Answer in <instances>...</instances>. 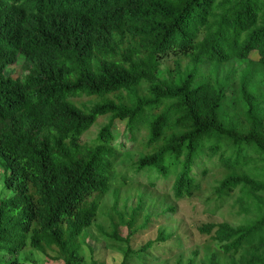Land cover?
I'll return each mask as SVG.
<instances>
[{
    "label": "trees",
    "instance_id": "trees-1",
    "mask_svg": "<svg viewBox=\"0 0 264 264\" xmlns=\"http://www.w3.org/2000/svg\"><path fill=\"white\" fill-rule=\"evenodd\" d=\"M215 160L213 196L243 224L201 227L204 260L264 264V0H0V264L27 249L83 264L94 227L123 264L147 259L173 236L131 249L152 218L120 210L127 175L178 202Z\"/></svg>",
    "mask_w": 264,
    "mask_h": 264
},
{
    "label": "rangeland",
    "instance_id": "rangeland-1",
    "mask_svg": "<svg viewBox=\"0 0 264 264\" xmlns=\"http://www.w3.org/2000/svg\"><path fill=\"white\" fill-rule=\"evenodd\" d=\"M16 72L15 69H10L7 74L14 76ZM239 73L237 72V75ZM107 122V119L100 120L84 136V142H94ZM118 150L122 154L133 151V162H136L138 152L132 149V145L129 142H127L126 147L123 149L118 148ZM218 166L219 162L217 160L213 164H209L206 170L210 172L205 177L202 176L203 169L197 167L195 174L198 175L199 181H202L201 194L193 199L178 202L173 199L167 201L164 199V194H171L168 188L171 186L170 182L155 180L156 185L153 187L148 179V176L151 175L147 173H139L140 175L131 173L127 175L128 186L134 185L135 188L130 191H122L119 194L120 210L125 212L129 209H136L139 202H142L144 213L149 214L152 218L151 225L146 230L140 231L133 238L131 249L138 251L148 243L155 242L163 231L167 235L173 236V239L166 245L157 244L152 249L151 256L149 255L147 259L139 260L133 258L130 260V264H208L207 260H204L206 257L205 247L211 237L200 233L199 229L208 224L229 223L232 226L243 224V218L239 217L237 210L233 208L235 199L223 203L213 196L214 189L217 186L216 181L220 180L222 171ZM119 182L121 181L118 180L116 183ZM1 192L2 178H0ZM111 201V198H106L103 203L109 205ZM171 209L174 211H171ZM98 223L99 226L103 227L111 225L106 218H102ZM122 234L124 236L127 235L126 228L122 229ZM87 243L88 246L82 250L83 264L124 263L128 247L108 241L101 236L98 228L94 227L90 230V238ZM54 257L55 255L53 254H49L48 257L36 250L27 249L20 256V261L24 264H64L63 262L54 261Z\"/></svg>",
    "mask_w": 264,
    "mask_h": 264
}]
</instances>
